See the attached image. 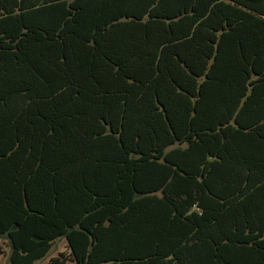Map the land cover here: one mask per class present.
I'll use <instances>...</instances> for the list:
<instances>
[{"label": "trees", "instance_id": "obj_1", "mask_svg": "<svg viewBox=\"0 0 264 264\" xmlns=\"http://www.w3.org/2000/svg\"><path fill=\"white\" fill-rule=\"evenodd\" d=\"M0 239L264 264V0H0Z\"/></svg>", "mask_w": 264, "mask_h": 264}, {"label": "rangeland", "instance_id": "obj_2", "mask_svg": "<svg viewBox=\"0 0 264 264\" xmlns=\"http://www.w3.org/2000/svg\"><path fill=\"white\" fill-rule=\"evenodd\" d=\"M0 246L5 249L6 255L0 256V264H10L9 256L10 249L6 243V241L0 239ZM67 242L65 240L59 241L54 248L52 249L50 255L43 261L38 262V264H49L51 258L59 256L61 253L67 252Z\"/></svg>", "mask_w": 264, "mask_h": 264}, {"label": "crops", "instance_id": "obj_3", "mask_svg": "<svg viewBox=\"0 0 264 264\" xmlns=\"http://www.w3.org/2000/svg\"><path fill=\"white\" fill-rule=\"evenodd\" d=\"M38 264V263H37Z\"/></svg>", "mask_w": 264, "mask_h": 264}]
</instances>
